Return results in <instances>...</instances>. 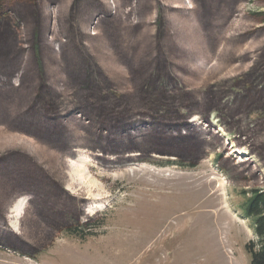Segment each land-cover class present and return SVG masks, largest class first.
I'll return each mask as SVG.
<instances>
[{"label":"rangeland","instance_id":"rangeland-1","mask_svg":"<svg viewBox=\"0 0 264 264\" xmlns=\"http://www.w3.org/2000/svg\"><path fill=\"white\" fill-rule=\"evenodd\" d=\"M209 1L215 10L207 30L198 14L208 11ZM22 5L45 12L47 31L40 36L48 50L38 42L39 27L20 17L22 7L14 5L0 18V40L13 34L10 44L1 43L0 57L4 49L15 56L10 69H0V82L20 87L22 77L37 70L60 73L56 88L47 86L55 92L43 85L29 108L40 105V121L62 128L63 135L59 145L48 144L0 119V169L19 170L15 161L25 159L23 166L40 179L0 199V264H249L245 244L256 237L240 204L242 190L264 188V0ZM79 7L88 13L71 17ZM110 14L121 22L114 27L116 38L105 24ZM75 22L81 35L73 40L67 27ZM65 40L81 44L77 48L100 66L104 89L91 95L96 100L102 94L109 106L116 105L113 110L92 103L95 113L87 116L74 108L76 86L51 54ZM137 44L146 48L147 83L153 87L141 95L128 60L138 55ZM25 94L27 103L34 92ZM126 111L132 114L126 129L108 137L102 120ZM115 141L118 146H108ZM236 146L253 155L251 171L239 167ZM104 151L103 158L97 155ZM129 153L139 155L125 161ZM9 180L0 176V189L10 191ZM66 189L87 200L89 218ZM15 199L22 203L18 234L7 216Z\"/></svg>","mask_w":264,"mask_h":264},{"label":"trees","instance_id":"trees-1","mask_svg":"<svg viewBox=\"0 0 264 264\" xmlns=\"http://www.w3.org/2000/svg\"><path fill=\"white\" fill-rule=\"evenodd\" d=\"M37 2V0H0V18H7V11L10 10L12 7H14V5H18V7H22L21 10L23 11V13L20 14V17H23L27 20V22H30L29 20L32 19L33 22V26H37L39 27V33H38V42L43 46V48L46 50V43L47 41L41 36L40 34L43 36L45 35V32L47 31V27L45 29V20H46V14L45 12H43L42 10H36V11H29L28 9H24L22 4H28V3H34ZM16 3V4H14ZM212 1L207 2L206 4V8L208 9V11H203L202 13H199L198 15L200 16V19L198 21V24L200 27H202V24H207L210 23V19H211V15L210 13H212L215 8L213 7L214 5L211 6ZM20 4V5H19ZM180 6V5H177ZM211 6V7H210ZM82 8L79 7L78 9H76L75 11H73L71 9V17H74V15H80V18L82 17V19L84 18V16L86 15L85 10H81ZM109 19H107L108 21L105 23L106 26H108L109 29V35H111V37L113 36L114 38L118 37V35H116V31L118 29H114V27H119L120 25V21L118 19H115L116 16H114L113 14L108 15ZM205 18V19H204ZM77 20V19H75ZM77 22V21H76ZM72 23L69 25V27H67V29L69 31H72V33L74 34L75 37H73V40L78 39V35H75L77 32L79 35H81V32L78 31L79 26L78 23L76 24ZM84 25V23H83ZM85 26V25H84ZM83 26V27H84ZM103 26H105L103 24ZM105 26V31L107 30L108 33V29ZM204 27V25H203ZM209 24H207L205 26V29L207 28V30L210 29ZM81 28V27H80ZM112 32H111V30ZM75 31V32H74ZM9 36L7 39L5 40H0V45L8 43L9 44L12 42L13 40V34L11 31H9ZM106 33V32H104ZM114 35H113V34ZM43 39V40H42ZM65 40L64 44L61 46L62 49H58V51L52 50V55L54 56L53 60L58 61L57 65L60 67L62 66L64 72L67 73V80H70L71 83H74L76 86V89H73V97L75 96L76 99L74 100V102H72V105L74 104V108H76L77 110L82 111V113H84L85 115H89V114H93L95 113L94 110V106L92 107L91 104H101L102 107H107L109 106L107 103V100L105 97L101 96L99 97V99H96L91 95L92 93L96 95V92L98 91V89H104L102 87V78L100 77L101 73L98 70H101L100 66L97 64V62L95 61V59H93V57H89L84 51H82L81 49H83V46L81 44H77L75 41H69V43ZM81 47V49L78 48ZM137 48V56H132L130 53L129 55V63H130V67H131V71L132 73L137 76V87L135 89H137V91H139L140 95H141V89L143 90L142 92H144V94H147L148 89H153V87H149L148 83H147V59L145 60L144 55V51L146 50L145 47H142L141 50H139V46L137 44V47H135V49ZM48 50V49H47ZM4 55L0 57V69L3 71H7L6 69H10V66L13 63V59L15 56L14 53H12V51L8 50V49H4L3 51ZM124 54V53H123ZM48 60V56L46 58ZM96 65H95V64ZM26 68H28V70L31 68L28 64H26ZM94 66H97L96 68ZM38 71V70H37ZM36 71V72H37ZM140 71L139 74H137ZM35 73H31L30 75H27V77L24 79V77H22V86L20 87H11L8 84H4L0 82V119L5 120L6 122H8L9 124H13L15 126H19L22 127L26 130H30L33 133H35V135L40 138L41 140H46L48 142V144H53L54 142L58 144V141L62 142V128L61 130L59 129V131H57V126H55V124H51L49 125L46 122L40 121L39 116L42 114L43 112V108L37 107V109L33 110L31 108H29L30 105L33 104V98L35 99V97H37V92H39L40 89H42V87H44L43 85H45V87L49 86L52 87V84L55 87V84L53 83L56 82L55 78L58 80H62L59 78V74L60 73H56L57 75H55L53 72L49 73V74H42L37 72V74ZM59 72V71H58ZM136 72V73H135ZM53 73V74H52ZM4 75V74H3ZM6 75V74H5ZM51 76H53L51 78ZM56 76V77H54ZM62 78V76H61ZM65 78V76L63 77ZM106 79V77H104ZM44 81L45 84H42ZM31 82L30 85H32V88H28L29 83ZM28 85V86H27ZM56 88V87H55ZM47 89L48 91L51 92H55L54 88H44ZM21 91V92H20ZM30 91L34 92V95L31 96L32 99L28 100L27 103L25 100H27L26 98L28 97L27 94ZM258 95L261 94V92L257 93ZM139 95V96H140ZM87 101V102H86ZM24 104V105H23ZM26 104V105H25ZM103 104V105H102ZM240 104V102H239ZM23 106V107H22ZM116 106L115 104L109 106L110 110H113V107ZM239 106V105H238ZM237 109V107H235ZM165 111V109H163ZM33 111V113H31ZM159 110H154V113L160 115V113L158 112ZM164 111H160V112H164ZM166 112H169V110H166ZM36 115V116H34ZM39 115V116H38ZM161 116V115H160ZM168 116V115H167ZM163 117V116H161ZM132 118V114L131 111L130 113L128 111L124 112V113H119L118 115L115 116H111L109 115L107 117V115L105 116V119L102 120V128L104 127L105 129H107V133H108V137L111 135H120L122 134L123 127L125 126L126 129V125L128 122L131 121ZM10 119V120H8ZM41 122V123H39ZM208 124L206 126H211L213 125V121H208ZM54 127V128H53ZM97 128V127H96ZM100 128V127H99ZM98 128V129H99ZM97 129V130H98ZM104 129V130H105ZM96 130V131H97ZM242 130V129H241ZM216 131H220V128H218V130L216 129ZM243 131L246 135H248L249 137H251V129H247V128H243ZM173 133V130L171 131ZM62 134V135H61ZM178 139V138H177ZM185 139V138H184ZM241 139V138H240ZM149 143H156L155 141L151 140L150 138H148ZM176 140V139H175ZM59 142V143H60ZM245 142H250L249 139L245 140ZM257 143H260L259 140L256 141ZM212 143V142H211ZM116 144V145H115ZM119 142L115 141V143L113 145L108 144V146H118ZM59 145V144H58ZM152 145H156V144H151L149 146ZM165 145V144H164ZM214 144L211 145V147H213ZM60 146H62V144L60 143ZM158 146V145H156ZM165 146L166 149H173L172 147L168 146V144H166ZM147 148H149L147 146ZM151 148H155L151 147ZM149 148V149H151ZM77 149V148H76ZM75 148H72V150L75 152L76 150ZM235 149H239V150H244L246 152V157L241 158L242 160H240L238 162V165L240 168L245 169V170H249L251 171V168L249 169V161L251 160V158L253 157V155L251 153L248 152V150H245L239 146H236ZM74 152H72V154H74ZM106 151L103 152V154H97L102 156L106 155ZM128 158H126L125 161H131L133 160V158L135 157V155H139L137 153H129L128 154ZM109 159H114V158H109ZM21 162H26L25 159H22L21 161L17 160L15 161V163L17 164H21L18 169L19 170H8L6 171V169L2 168L0 169V176H6L8 178H10L9 182H10V191L5 189V187L3 186L0 189V199L2 200L3 198H6V194L10 193L12 190H18L21 189L23 187H29L30 183H35L38 182L40 179L38 178L39 175L35 172L34 169L31 168H26L24 167V163ZM254 168H252L253 170ZM8 173H6V172ZM16 171H20V175H17L18 173ZM253 172V171H252ZM11 175H10V174ZM13 175V176H12ZM16 177V178H15ZM34 187V185H33ZM25 189V188H24ZM67 190V189H66ZM71 195H74L78 198V208L80 209V211H82V215H84L85 218H89L90 215H88L85 212V206L87 204V200L80 195H75L73 193H71L69 190H67ZM5 194V196H3ZM241 195L243 196V201L240 204V210L242 211V213L244 214L246 219H249L252 221L253 223V233L256 237L255 240H251L249 242H247L245 244V249L247 251V253L249 254L250 257V261L249 264H264V188L260 189V188H252V189H244L241 191ZM13 201L10 203L12 204ZM22 217V216H21ZM21 217H20V224H21ZM9 225V224H8ZM21 228L19 227V230ZM13 230V229H12ZM14 231V230H13ZM16 234L20 233V232H15Z\"/></svg>","mask_w":264,"mask_h":264},{"label":"bare ground","instance_id":"bare-ground-1","mask_svg":"<svg viewBox=\"0 0 264 264\" xmlns=\"http://www.w3.org/2000/svg\"><path fill=\"white\" fill-rule=\"evenodd\" d=\"M213 123H214V121H213ZM233 152H234V154H236L237 156H240L241 158H243V157H246V152L244 151V150H239V149H234L233 150ZM81 167V166H80ZM79 168V167H78ZM80 170H82V169H79V171ZM87 177V176H86ZM89 178V177H88ZM90 180H92V179H90ZM89 180V181H90ZM93 181V180H92ZM91 181V182H92ZM22 203H21V201L18 199H15L14 201H13V203L12 204H10L9 206H8V209H7V216L9 217V218H11V219H13L12 220V222H11V225H10V222L8 223L9 225H10V227H11V229L13 228V230H17L18 229V227H19V225H18V222L17 221H19V219H20V217H21V207H22V205H21ZM96 206L97 207H100V206H103L101 203H97L96 204ZM17 222V223H16ZM223 229V228H222ZM14 232H17V231H14Z\"/></svg>","mask_w":264,"mask_h":264}]
</instances>
